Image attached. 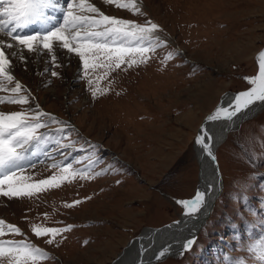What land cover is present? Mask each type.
Instances as JSON below:
<instances>
[{"label":"rangeland","instance_id":"rangeland-1","mask_svg":"<svg viewBox=\"0 0 264 264\" xmlns=\"http://www.w3.org/2000/svg\"><path fill=\"white\" fill-rule=\"evenodd\" d=\"M60 2L65 6L67 0ZM90 2L106 15L151 20L165 43L145 64L90 70L91 86L82 62L66 50L57 49L55 63L45 51L24 50L23 60L10 57L14 81L0 83V96L11 95L8 90L19 81L35 99L2 104L0 111L34 109L38 103L64 122L41 130L47 137L43 151L24 166L29 182L58 172L53 163L107 169L31 198L0 197V219L24 233L3 239L27 238L50 253L40 264H112L140 230L180 218L185 209L177 201L192 198L198 181L193 148L198 125L223 94L251 86L245 78L256 76L255 56L264 48V0H137L144 15L103 0ZM56 22H62V13ZM169 52L173 58L162 63ZM93 88L103 94L94 98ZM57 142L71 147L59 148ZM215 156L222 191L211 216L190 250L160 264H234L237 258L256 264L246 248L264 242V109L230 134ZM75 200L82 202L65 207ZM33 224L74 227L57 237V246L37 238Z\"/></svg>","mask_w":264,"mask_h":264},{"label":"snow or ice","instance_id":"snow-or-ice-1","mask_svg":"<svg viewBox=\"0 0 264 264\" xmlns=\"http://www.w3.org/2000/svg\"><path fill=\"white\" fill-rule=\"evenodd\" d=\"M106 5H115L118 9H124L136 15H144L137 0H103ZM53 8L62 13V22L55 23V17L46 15V10ZM40 22L44 25L42 31L33 34H19L18 29L27 28L31 24ZM159 26L151 20L137 23L131 19L117 18L106 15L90 0H67L65 6H59L56 0H0V34L10 38L12 42L0 39V83L12 84L14 76L11 74L12 60L10 57L25 59L24 50L29 54H38L45 51L51 54V60L55 63L57 49L66 50L67 54H75L82 62L83 76L89 86L93 80L89 77V71L97 68L106 70L120 69L121 65L128 68L148 62L150 52L165 42L155 33ZM8 50H12L10 53ZM173 53L169 52L164 61L171 60ZM59 65H57L58 67ZM57 76L56 71L51 72ZM107 75V72L105 73ZM251 87L237 94L228 106H218L209 116L207 121L223 119L232 120L238 114L248 110L257 102L264 103V51L258 54V74L245 78ZM8 91L9 96H0V105L19 104L28 105L35 98L19 81ZM104 90L93 88L92 96L103 94ZM222 114L224 116L222 117ZM51 113L45 112L37 103L33 108L21 111H0V197L31 198L37 193L52 188H59L64 182H71L77 177L81 180L92 179L106 174L107 169L98 172L87 169H75L73 164L53 163V169H59L48 178L35 182L31 176L23 175L25 162L38 154L41 145L47 137L42 129H49L51 125H63ZM63 131V128H57ZM200 135L195 139L203 153L216 163L212 145L207 142L212 139L208 130L204 127ZM59 148L71 147L69 144L59 143ZM59 150V149H57ZM31 167H35L32 165ZM119 183V181L117 182ZM213 185H209L212 189ZM210 191H197L193 198L181 199L177 203L186 210L187 214L195 215L208 206L206 196ZM86 199H90L87 197ZM82 201L75 200L65 204L67 208H74ZM74 225L65 227H45L33 224L32 233L37 237H45L48 245H57V237L64 238L65 233L72 231ZM5 236H24L19 227L5 223L0 219V264H40V261L51 259L50 253L38 247L27 238L3 239ZM87 243V241H85ZM195 241L187 240L183 248L190 250ZM248 253L254 254L256 264H264V242L246 248ZM165 252H160L162 258ZM234 264H248L245 258H237Z\"/></svg>","mask_w":264,"mask_h":264},{"label":"bare ground","instance_id":"bare-ground-1","mask_svg":"<svg viewBox=\"0 0 264 264\" xmlns=\"http://www.w3.org/2000/svg\"><path fill=\"white\" fill-rule=\"evenodd\" d=\"M56 3L59 5L58 0H56ZM54 10L55 9L50 8V9H47L46 11H49L50 15H53V17H55ZM30 27L34 31H39L40 29L39 22L35 24H31L27 28L18 29L17 31L19 34H26L28 33L26 32V30H28ZM0 39H4L6 42H12L6 37H3L2 34H0ZM261 51H264V48L260 50L255 56L256 63H257V74H258V54ZM235 93L236 92H232V93L227 92L223 94L220 97L216 106L217 107L221 105L228 106L233 101L234 97L236 96ZM263 109H264V103L257 102L255 105L250 106L248 110H245L242 113L238 114L232 120H227V119L222 118L221 120H218V121L209 122L206 119L204 128L208 130L209 136L212 137V139L207 142H209L213 148L214 144L217 143L218 140H221V143L215 149L214 154L216 155L217 150L221 146L224 145V143L228 140V137L230 134L240 129L241 126H243V124L246 123L248 120L252 119L253 117H256V115L262 112ZM211 114L212 113H209L207 115L209 116ZM223 116L224 114H222V117ZM228 127H230L231 129L228 131L226 130L227 132L225 136H223L225 129ZM193 148L195 149L194 151L197 156L198 171H201L202 174L204 172L205 177H206L204 191H210L212 193L215 187V181H216L214 170H212V172L211 171L208 172L207 174L205 170H200L201 168L203 169L205 168V159L203 158L205 154L197 147V144L195 143V141H194ZM41 151H43L42 148L41 150H39V153ZM36 157L37 155L29 156V159L25 162V164L36 160ZM205 158H208V157L205 155ZM216 166H217V170L220 175V178H221V186H222V176L220 174V170L218 168L219 166L217 162H216ZM210 184L213 185L212 189H209ZM221 191H222V188H221ZM208 196H206V201H208ZM205 209L206 208L202 209L201 212L195 215H189L187 214L186 210H184L183 216L187 214V217H185V219H182L176 223L171 222V224L169 223L159 228H144L140 236L133 238L131 241H129L125 245V247L121 250V252L118 254L116 259L112 262V264H150L154 261L156 262V263L154 262L155 264H160V263L166 262L170 257L175 256L177 253L180 252V250L182 249L183 242L188 237V235L192 233L194 229L193 225L195 224L196 220L198 219V217L201 216V214L203 213ZM162 251L165 252V255L161 258L159 256V253ZM179 254H181V252ZM179 254H177V256ZM157 261H160V262H157Z\"/></svg>","mask_w":264,"mask_h":264},{"label":"water","instance_id":"water-1","mask_svg":"<svg viewBox=\"0 0 264 264\" xmlns=\"http://www.w3.org/2000/svg\"><path fill=\"white\" fill-rule=\"evenodd\" d=\"M251 87V86H250ZM249 87V88H250ZM248 88V89H249ZM248 89H246V90H248ZM246 90H242V91H246ZM241 91H238V92H236L235 94L237 95V94H239ZM216 108H217V106L210 112V113H213L215 110H216ZM208 116V115H207ZM207 116H204L203 118H202V120H201V122H200V124L198 125V128H197V130H196V133H195V135H194V138H193V142L195 141V139H196V137L198 136V135H200L201 133H200V130H201V128L202 127H204V124H205V122H206V119H207ZM231 128L230 127H228V128H226L225 129V132H224V134H223V136H225V134H226V132L228 131V130H230ZM227 130V131H226ZM222 136V137H223ZM221 143V140H218V142L217 143H215L214 144V146H213V153H214V151H215V149L217 148V146H219V144ZM197 147L202 151V149H201V147L199 146V145H197ZM203 152V151H202ZM215 155V154H214ZM204 159H205V168L203 169V168H201L200 170H205V172H206V174L208 173V172H212V170H214V174H215V176H216V181H215V187H214V189H213V191H212V193H211V195H209L208 196V201H207V204H208V206L206 207V209L203 211V213L201 214V216L200 217H198V219L196 220V222H195V224L193 225V227H194V229H193V231H192V233L190 234V235H188V237L185 239V241L183 242V245H184V243L187 241V240H189V239H191V240H194V238H195V235H196V233L198 232V230L205 224V222H206V220H207V218L210 216V214H211V212H212V209H213V206H214V203H215V201H216V199L218 198V196L220 195V193H221V188H222V186H221V178H220V175H219V173H218V170H217V166H216V163L214 164L213 162H212V160L208 157V158H205V155H204V157H203ZM209 166V167H208ZM203 174H204V172H203ZM202 173H201V171H198V181H197V185H196V191H195V193L197 192V191H204V187H205V182H206V177H205V174L203 175ZM195 195V194H194ZM184 215V213H182L181 214V217L180 218H178L177 220H175V221H173V222H178V221H180V220H182V219H185V217H187V214L185 215V216H183ZM172 222V223H173ZM171 224V223H170ZM143 230H140L139 231V233L137 234V236H140L142 233ZM183 245H182V249L180 250L181 252L182 251H185V249L183 248ZM163 260V259H162ZM161 260V261H162ZM155 262V261H154ZM154 262H152V263H150V264H155ZM157 262H160V261H157Z\"/></svg>","mask_w":264,"mask_h":264}]
</instances>
